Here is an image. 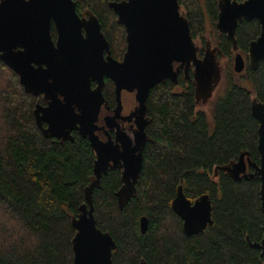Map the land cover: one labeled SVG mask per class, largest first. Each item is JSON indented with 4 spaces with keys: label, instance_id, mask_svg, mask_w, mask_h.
Listing matches in <instances>:
<instances>
[{
    "label": "trees",
    "instance_id": "1",
    "mask_svg": "<svg viewBox=\"0 0 264 264\" xmlns=\"http://www.w3.org/2000/svg\"><path fill=\"white\" fill-rule=\"evenodd\" d=\"M109 1L114 0H75L76 10L97 16L112 54L120 58L125 30ZM178 1L196 44L206 45L207 21L214 29V44L224 61V92L214 99L209 117L196 103L192 81L182 74L177 85L166 80L150 90L136 193L120 208L116 192L121 173L108 171L92 192L95 222L116 243L113 264L141 259L147 264H263L260 250L250 246L264 236L260 179L248 175L235 180L216 168L242 152L259 164V122L251 114V102L264 103V59L256 69L246 64L234 74L232 44L215 28L217 0ZM51 33L55 38L53 24ZM259 33L256 19L237 25L238 51L246 63L249 43ZM202 54L200 49L198 56ZM112 86L106 79L103 94L110 102ZM37 102L43 98L25 92L17 74L0 60V264H74L71 219L85 202L95 154L77 133L74 141L45 137L33 114ZM179 185L191 202L203 194L211 200L213 221L201 233L186 236L171 208ZM142 216L147 217L144 234Z\"/></svg>",
    "mask_w": 264,
    "mask_h": 264
},
{
    "label": "water",
    "instance_id": "2",
    "mask_svg": "<svg viewBox=\"0 0 264 264\" xmlns=\"http://www.w3.org/2000/svg\"><path fill=\"white\" fill-rule=\"evenodd\" d=\"M108 6L125 30L126 48L121 60L111 56L97 16L91 11L80 16L75 0H0V60L17 74L25 92L44 99L45 104L37 102L33 110L38 128L45 137L62 141H74L72 131L76 130L88 139L95 154L93 176L84 189L85 202L71 219L75 230L71 240L74 264H113L116 243L96 225L92 192L100 186L102 175L118 166L122 169V184L116 192L119 207L135 195L146 143L150 90L167 79L176 85L182 70L186 80L192 79L196 103L206 104L221 81L217 47L206 42L202 56H198L199 48L178 0H114ZM217 7L215 28L232 44L235 73L245 67V58L237 46V25L243 20H257L260 33L249 43L247 52L249 67L256 69L264 59V0H217ZM105 77L115 86V113L121 108V91H135L133 137L118 131L116 141L103 142L95 134L97 115L104 102ZM92 82L96 86L92 87ZM251 114L259 122V164L251 162L248 152H242L236 160L216 170L225 171L235 180L257 175L264 216V103L253 99ZM247 165L252 172H246ZM171 208L181 219L186 236L201 233L213 221L209 196L203 194L191 202L181 185ZM139 228L142 234L146 232V216L140 218ZM250 246L260 250L264 264V236ZM138 264L147 263L141 259Z\"/></svg>",
    "mask_w": 264,
    "mask_h": 264
},
{
    "label": "flooded vegetation",
    "instance_id": "3",
    "mask_svg": "<svg viewBox=\"0 0 264 264\" xmlns=\"http://www.w3.org/2000/svg\"><path fill=\"white\" fill-rule=\"evenodd\" d=\"M87 11L88 10H84L83 12H80V13L77 12V13L80 16H82V15H85V12H87ZM109 48H110L111 56L114 59H116V60H121L122 59V57L117 58V57H115L112 54L110 44H109ZM203 48L204 47H202V50H203ZM105 55L106 54L104 53V56ZM221 64H223V60L222 59H221ZM232 64H233V62H232ZM246 64H248V59H247V63H246V60H245V66H246ZM244 69H245V67H244ZM180 74H182L183 77H184L183 71L180 70L179 73H178V80H179ZM234 74H240V73H235L234 72ZM106 79H108V78H106V77L104 78V85H105V80ZM190 80L192 81V79H190ZM91 85H92V87L96 86V82H92ZM104 85L102 87V93H103ZM112 85H113L112 88H113V92H114L113 101L110 102L108 99L105 98V96L103 94L104 102L101 104V106L99 108V112H98L97 120H96L97 129L95 130V134L98 136V139L103 141V142H105L107 140H110V141H113V142L116 141V137L118 136L117 135L118 131L120 132L121 135L133 137L134 136V131L136 129V121H135L134 111H135V109L137 107V102H136L135 97H134L135 96V91H126V90L121 91V94H120L121 108H120L119 112L115 113V111H114V108L116 106V102H115V86H114L113 82H112ZM42 104H45L44 99H43V103ZM207 115L210 117V114H207ZM106 118H108L107 122L109 124L106 122ZM74 133L78 134V132L76 130L72 131V134H74ZM73 137H74V135H73ZM85 139H87V138H85ZM87 141H88V139H87ZM146 141H147V134H146ZM117 143L120 144V142H117ZM142 155H143V151H142ZM250 168H252V167L247 165L246 172H251ZM113 169L114 170H118L120 173L122 171V169L119 168L118 166L115 167V168H112V169L109 168L108 171L113 170ZM106 174H104V175H106ZM120 177H121V175H120ZM120 180H121V178H120Z\"/></svg>",
    "mask_w": 264,
    "mask_h": 264
},
{
    "label": "rangeland",
    "instance_id": "4",
    "mask_svg": "<svg viewBox=\"0 0 264 264\" xmlns=\"http://www.w3.org/2000/svg\"><path fill=\"white\" fill-rule=\"evenodd\" d=\"M213 36H215V31L212 28V26L209 24V22L207 21V30H206V33H205V40L207 42H210L213 46H215ZM197 46H198L199 49H202V46H200L198 44H197ZM224 88H225V84H224V76H223V72H222L221 73V81H220L219 85L215 89L213 98L211 100H209L208 102H206V104H203L202 101H199L198 106L203 108L206 111L207 114H210L211 107H212V104L214 102V99L216 98L217 95H219L220 93L224 92Z\"/></svg>",
    "mask_w": 264,
    "mask_h": 264
}]
</instances>
